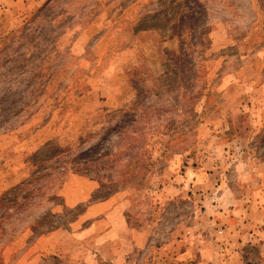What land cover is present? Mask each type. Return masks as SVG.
Returning <instances> with one entry per match:
<instances>
[{"label": "rangeland", "instance_id": "obj_1", "mask_svg": "<svg viewBox=\"0 0 264 264\" xmlns=\"http://www.w3.org/2000/svg\"><path fill=\"white\" fill-rule=\"evenodd\" d=\"M42 167L58 192L26 207ZM208 175L264 202V0H0V264H119L93 251L103 201L143 237L126 264H153L217 204Z\"/></svg>", "mask_w": 264, "mask_h": 264}, {"label": "crops", "instance_id": "obj_2", "mask_svg": "<svg viewBox=\"0 0 264 264\" xmlns=\"http://www.w3.org/2000/svg\"><path fill=\"white\" fill-rule=\"evenodd\" d=\"M217 176L219 178L215 179ZM217 176L212 178V175H208L206 178L215 181L213 192L217 193L214 200L217 204L209 205L202 212L201 217L206 216L205 221H184L179 234L163 243L153 254V264H264V202L252 199L247 204L241 200L239 193L234 192L228 201L223 202L224 194L228 196L227 193L233 191L234 187L223 183L230 175ZM200 177L196 176L195 181ZM239 177L238 180L242 181V176ZM218 181L222 185L216 183ZM252 181V177L245 180V190L248 186L252 187ZM188 186L187 183L183 188L188 189ZM259 186L261 188L258 193L264 195V183ZM218 197L221 199L218 200ZM122 206L113 201H103L91 204L86 213L90 217L102 218L108 227L104 234L95 238L93 251L98 252L104 261L126 264L129 253L143 246V237L137 235V228L129 223ZM113 215L117 220L116 228L110 222ZM108 238L114 239L107 240ZM101 241H104L105 250L100 249ZM37 243L44 251L41 257L48 260L63 245L59 241L53 243L44 235L37 239ZM29 255L27 253L22 258L24 264H31L28 263ZM43 263L40 257L35 261V264Z\"/></svg>", "mask_w": 264, "mask_h": 264}, {"label": "trees", "instance_id": "obj_3", "mask_svg": "<svg viewBox=\"0 0 264 264\" xmlns=\"http://www.w3.org/2000/svg\"><path fill=\"white\" fill-rule=\"evenodd\" d=\"M116 165H111V167H109L108 164L102 165V167L99 168V170H103L106 172H109V171L115 172L114 170H118V167H119L118 163H116ZM48 169L49 168L46 169L44 167L40 168L39 174L41 175L38 174V176L27 179L24 183L21 184L22 186L21 190L25 191L27 194V198H25V203H24L26 207H29V206L32 207L34 203L33 202L34 199L42 200L44 201V203L43 202L42 203L45 204V203H50L53 200V198L56 197V194L59 189V185H55V186L49 185L51 183L49 181V178L55 176L56 174L54 170L48 172ZM65 173L66 172H60L59 174L63 175ZM120 182H121L120 177L116 180L110 179V180H106L105 185L103 186L109 187L111 185H118ZM0 202H3V199H1Z\"/></svg>", "mask_w": 264, "mask_h": 264}]
</instances>
